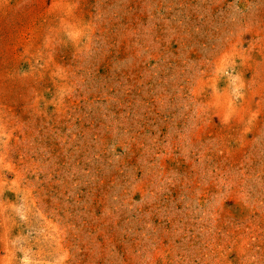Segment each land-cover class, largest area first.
Instances as JSON below:
<instances>
[{"label":"rangeland","instance_id":"obj_1","mask_svg":"<svg viewBox=\"0 0 264 264\" xmlns=\"http://www.w3.org/2000/svg\"><path fill=\"white\" fill-rule=\"evenodd\" d=\"M0 264H264V0H0Z\"/></svg>","mask_w":264,"mask_h":264}]
</instances>
